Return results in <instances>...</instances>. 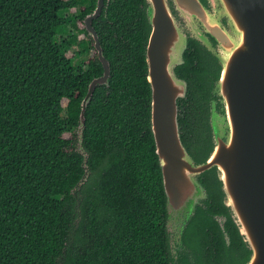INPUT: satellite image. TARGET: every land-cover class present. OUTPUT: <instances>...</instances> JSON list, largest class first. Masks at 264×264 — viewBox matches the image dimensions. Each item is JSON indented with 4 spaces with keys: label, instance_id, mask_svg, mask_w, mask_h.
Listing matches in <instances>:
<instances>
[{
    "label": "trees",
    "instance_id": "1",
    "mask_svg": "<svg viewBox=\"0 0 264 264\" xmlns=\"http://www.w3.org/2000/svg\"><path fill=\"white\" fill-rule=\"evenodd\" d=\"M97 4L0 0V264H171L146 0H105L93 21L111 73L86 108L80 149L83 100L104 74L84 24ZM185 59L177 68L190 90L181 135L201 162L212 149L219 67L198 44ZM203 179L217 203L216 170Z\"/></svg>",
    "mask_w": 264,
    "mask_h": 264
},
{
    "label": "water",
    "instance_id": "2",
    "mask_svg": "<svg viewBox=\"0 0 264 264\" xmlns=\"http://www.w3.org/2000/svg\"><path fill=\"white\" fill-rule=\"evenodd\" d=\"M206 1L213 11L202 0H146L151 26L146 57L152 129L167 196L169 245L173 221L189 223L198 205L209 198L200 177L215 169L224 202L250 251L246 264H264V0ZM104 6L105 0H98L95 11L84 19L104 74L90 83L83 100L79 125L82 151L86 108L96 87L109 83L111 73L93 25ZM181 18L188 26L202 24L221 48L217 53L207 34L196 28L198 39L216 54L221 65L212 97L220 98L223 112L217 110L218 100L211 99L212 149L203 162L185 146L179 122V99L188 98V83L176 74L188 43L180 28Z\"/></svg>",
    "mask_w": 264,
    "mask_h": 264
},
{
    "label": "flooded vegetation",
    "instance_id": "3",
    "mask_svg": "<svg viewBox=\"0 0 264 264\" xmlns=\"http://www.w3.org/2000/svg\"><path fill=\"white\" fill-rule=\"evenodd\" d=\"M202 2L209 7L206 0H202ZM209 8L212 10L211 7ZM179 21L180 28L188 40L187 49L184 52V62L176 67V74L178 77L186 80L188 83V98L179 99L180 118L181 112L183 110L185 111L182 105V100H188L190 93L188 80L180 76L177 72V68L184 65L186 62L185 53L192 45L195 46L198 44L201 49L212 55L219 67V72L212 80L211 90H213L216 81L220 77L221 65L216 54L203 45V42L198 39L196 28L204 31L203 33H206L205 27H203L202 24H199L196 28L193 25L188 26L182 18ZM223 22L225 27L228 30H231L227 20L223 19ZM206 34L210 42L213 44L212 47L216 49L217 53H221V48L218 46L217 41L210 37L209 33ZM214 98L218 100L217 110L222 113L223 106L220 102V98H218L217 95ZM214 98L212 97L211 91L209 118L211 115V99ZM210 152L211 151H209V154ZM205 173L201 175L200 180L207 189L209 198L198 205L196 213L189 223L185 220L178 219L171 224V244L169 245L171 264H246L250 257V251L248 250L239 232V228L224 202V197L220 190L221 198H218L217 203H214L212 193L209 191L203 179Z\"/></svg>",
    "mask_w": 264,
    "mask_h": 264
},
{
    "label": "rangeland",
    "instance_id": "4",
    "mask_svg": "<svg viewBox=\"0 0 264 264\" xmlns=\"http://www.w3.org/2000/svg\"><path fill=\"white\" fill-rule=\"evenodd\" d=\"M83 24L82 23H80V26L81 27H83L82 26ZM79 38L80 39H82V38H85V34H80L79 35ZM78 50V47H75V48H73L70 52H69V55H73L74 53H75V51H77ZM96 50H92V54H94V52H95ZM88 55H86V56H78L77 58H76V61L77 62H79V61H81L83 58H86ZM67 136L69 137L70 136V133H67Z\"/></svg>",
    "mask_w": 264,
    "mask_h": 264
}]
</instances>
